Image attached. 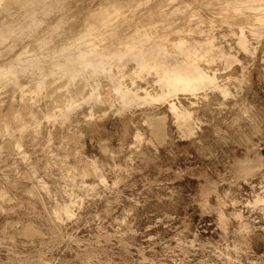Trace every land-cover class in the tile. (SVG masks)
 <instances>
[{
  "label": "rangeland",
  "instance_id": "1",
  "mask_svg": "<svg viewBox=\"0 0 264 264\" xmlns=\"http://www.w3.org/2000/svg\"><path fill=\"white\" fill-rule=\"evenodd\" d=\"M106 1H69V24L71 22L75 29L81 27L91 11L115 0ZM116 1L126 13L122 21H125L124 17L129 18L131 12L139 18L152 10L158 11L162 2L144 0L148 4L139 6L142 0H126V7L125 0ZM130 2L132 6H129ZM132 7L135 11L129 9ZM68 14L72 15V20ZM220 22L214 28L218 41L228 49L233 45L234 53L237 56L240 54L238 57L242 61L231 68L221 62L214 66L219 69L220 80L228 85L229 96L213 92L209 99H201L198 104L192 105L195 98L180 95L185 106L196 107L194 111L198 124L195 134L188 135L178 129L172 115L170 117L167 112L166 104L140 105L124 110L117 98L103 106L83 104L73 111L71 122L59 117L47 118L48 112L55 116L60 114L59 108H52L56 96L50 93L63 84L58 81L49 87V94L35 105L38 119L43 118L42 121L39 119L35 128L17 135L16 139L23 141V150L8 149L7 139L1 136L0 191H5L6 198L0 197V264H264V214L261 212L264 206L257 205L253 209V205L247 204L255 192L257 194L264 189V38L255 39L249 34L252 45L258 51L256 55H247L234 45L237 35L231 36L239 28ZM150 78L153 80L152 76L148 80L138 79L142 94L145 87L154 90ZM128 82L131 84L130 79ZM21 104L20 94L8 88L0 89L1 116L7 115L13 105L17 109ZM41 105L42 108L39 107ZM83 106L85 113L81 109ZM91 106H95L93 110ZM24 114L26 118L29 116ZM149 114L168 116L164 139H156L152 126L146 122ZM79 116L82 123L78 120ZM139 131V135L143 136L140 135L141 140L137 138ZM72 132L81 133V136H70ZM53 155L59 158L58 161ZM87 161L97 164L106 184H101L99 178L83 174ZM28 165L33 166L29 169ZM34 166H37L35 175L27 176ZM37 168L44 177L41 178V173L37 174ZM28 180H32L33 184ZM44 182L47 187L51 184L50 187L42 188L41 183ZM30 187L37 189L33 191ZM37 190H42L43 194ZM65 190H70V195ZM1 192L2 196L4 193ZM61 196L63 200H60ZM76 198H80V204ZM71 199L79 204L73 205V219L64 217L58 221L53 215L54 209L60 201L65 203ZM239 213L243 216L241 220ZM246 221L251 228L248 226L249 231L243 229L241 232L239 224ZM26 225L28 228L34 226H31L34 231L25 232Z\"/></svg>",
  "mask_w": 264,
  "mask_h": 264
},
{
  "label": "bare ground",
  "instance_id": "2",
  "mask_svg": "<svg viewBox=\"0 0 264 264\" xmlns=\"http://www.w3.org/2000/svg\"><path fill=\"white\" fill-rule=\"evenodd\" d=\"M69 1L0 0V59L6 56L5 58L3 57V60H0V89L8 88L13 93H18L22 97L20 108L15 109L14 105L13 107L10 106L11 108L10 110L8 109L7 115H0V137L3 136L7 139L5 141H7L9 145L8 149H24V147L22 149L23 141L16 139V137L18 134L23 135L27 130L36 127L40 118L38 119V113L34 109L35 105H37L39 99L49 94V87L58 81H61L63 84L53 89L50 93L51 96H56L53 100V105L51 104L53 106L52 108H59L60 114L59 116H55L54 113L48 112L46 115L47 118L59 117L67 120V122L68 120L71 122L70 118L73 111L83 104L87 103L95 106H103L104 104L113 102V98H117L122 103L124 110L133 106H152L156 103H162L168 106L167 112L170 113V117L172 115L174 121L179 126V128H177L188 135H193L196 133L198 124L194 111L196 107L191 109L187 107L189 105L185 106L180 100V95H188L191 96L192 99L195 98L196 101H190L192 105L198 104L201 99H209V95L213 92H219L224 97L229 96L230 91L228 85L220 80L221 78L218 74L219 69L214 66L217 65L218 62H221L225 66L231 68L234 64L239 65L242 61L238 57L240 54L237 56L234 53L233 45L228 49L224 43L218 41L217 35L214 32L217 22L221 20L220 23H226L230 26L236 25L239 28V30L233 32L231 36L237 35L236 37L234 36L236 42H234V45H237L241 50L247 52V55L248 53L256 55L258 51V49L252 45L249 34L255 39L264 38V0H162L158 11L152 10L144 13L139 18H137L138 16L135 12H131L135 11L132 10L133 7L129 8L131 9L129 12L132 14L129 18L124 17L125 21L121 19L122 16L126 14L124 13L125 11L123 12L124 9L122 10V5L116 0L110 2H107L109 1L107 0L106 2L108 4H101L99 8L97 7V10L91 11L88 17L83 21V24L82 22L80 23L82 26H79L80 28L78 27L77 29L72 26L73 24L71 25V22L69 24L67 20V5L70 3ZM125 2V6L128 7V2L126 0ZM147 4L148 2L144 0L138 3L139 6ZM129 6H132L131 2ZM167 6H170V8ZM94 8L96 9V7ZM77 12L79 11L77 10ZM207 13H209V15H206ZM68 15L70 16V14ZM76 16L78 17V15ZM217 29L219 28L217 27ZM174 35L178 37L173 38ZM224 37H226V35ZM228 42L230 43V41ZM17 48L19 49L15 52ZM150 76L153 77V80L150 79L152 80V87H154V90H149L143 86L142 89L145 88L142 94L140 92L141 86L137 83L138 79L148 80ZM128 79L131 80V84H129ZM87 90L90 91L89 93L87 92L88 94H86ZM80 95H83V97L80 98L81 100L78 98ZM39 107L42 108V105ZM84 107L85 106L81 109L83 110ZM94 107H92V110ZM1 108L3 110V106L0 107V113L2 112ZM6 111L7 110H5V112ZM24 113L29 114V116L26 118ZM162 115L157 116L151 114L147 116L148 121L146 122H149L153 127L152 129L149 125L151 130L154 131L153 133L156 134L157 140L166 137L165 128L167 124L165 122L168 121L166 120L168 116L165 114ZM197 117L199 118L198 115ZM42 119L40 120L42 121ZM61 119L56 120V122ZM76 119H78V117ZM81 119L82 118L78 120L82 123V121H80ZM81 123H79V125ZM78 128H80V126ZM73 132L75 133V131ZM73 132L70 133V136L74 134ZM139 133L140 131L138 135ZM76 134H74V137ZM80 134H77V136L80 137ZM140 135L142 136V134ZM26 136H28L27 133ZM139 136L137 138L141 140L143 136H140V138ZM1 138L0 140L3 142V138ZM65 138H67V136ZM153 139L155 138H152V140ZM49 140L50 142L52 141L50 138L48 141ZM62 142L60 141V143ZM67 144H71V142H67ZM21 153L25 155L24 151ZM78 153L77 151V154ZM21 158L24 160L25 157L22 155ZM76 158H78L77 155ZM58 159L59 158H56L57 161ZM62 160H64L63 157ZM94 160H96L95 157ZM29 161H27L28 164L30 163ZM66 163L69 164V162ZM58 164H60V162H58ZM96 165L93 162L87 161L83 169V174H89L92 175V177L94 176V178H99L100 183L102 182L101 184H106L103 174L99 172V168ZM28 166L30 169L33 165ZM36 167L34 166V170L31 171V169V172L27 173V176H34ZM63 167L65 168L66 166ZM78 168L80 167L78 166ZM38 171L37 174L41 173L40 169H38ZM71 173L73 174V172ZM79 173H81V171ZM42 177L44 176L42 175L41 178ZM75 177L76 176H74V178ZM84 177L88 178L87 176ZM69 179L71 178L69 177ZM47 180L49 179L47 178ZM66 182H68V180ZM93 183H90L91 186H93ZM38 184L40 185L39 182ZM46 184V182L41 183L42 188L47 189L51 185L47 187ZM66 185L65 187L69 189V186L67 185V187ZM85 185L87 184L85 183ZM36 189L33 190V188H31L33 191H36ZM49 189L48 191H52ZM60 189L62 190L61 187ZM86 189L88 190V188ZM42 190L38 192L42 193ZM263 190L261 191L263 192ZM69 191L70 190H67L66 192L70 195ZM261 191L257 194L254 191L255 195L250 203L248 200V206L249 204H251V207L253 205V209H255L257 205L264 206V194H261ZM4 192L2 191L1 193ZM44 192H46V190ZM59 192L60 190L58 189V194ZM55 193L57 194V192ZM55 193L54 195H56ZM71 194L73 195L72 192ZM4 195L5 193L2 194V196L0 195L1 199L5 197ZM75 195L77 196V194ZM73 196H71V198ZM60 198V200H63L62 196ZM76 199H79L80 204V198ZM82 199L84 198H81V200ZM61 202L62 201H60L56 208L54 206L53 215L56 216L54 217L57 218V220H63L65 219L64 217H68V219L72 218L75 214L73 205H76L77 201L75 202V200L71 199L69 202ZM79 204L77 203V205ZM81 206H83L82 203ZM262 208L263 210H261ZM262 208H260V210L264 214V207ZM240 212L242 213V211ZM51 213L50 211V214ZM241 213L238 214L240 220L243 217ZM248 223L246 221L243 224L241 223L242 225L239 224V228L242 227V231L240 230L241 232H243V229L246 230V232L249 231L248 228L250 226ZM29 224L30 223H27V225ZM31 226L29 228H31ZM32 227L34 228V226ZM27 228L28 226L25 229L23 228L25 232H30V230L34 231L32 228H28L29 230Z\"/></svg>",
  "mask_w": 264,
  "mask_h": 264
}]
</instances>
